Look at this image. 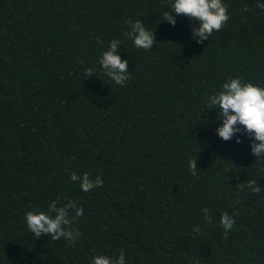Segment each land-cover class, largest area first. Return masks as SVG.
I'll return each mask as SVG.
<instances>
[{"label": "trees", "instance_id": "obj_1", "mask_svg": "<svg viewBox=\"0 0 264 264\" xmlns=\"http://www.w3.org/2000/svg\"><path fill=\"white\" fill-rule=\"evenodd\" d=\"M168 4L0 0V264H90L121 249L128 264H264V161L246 133L220 139L205 107L230 77L264 86V11L225 0L228 21L199 44V24L163 20ZM138 19L151 50L125 35ZM113 39L128 61L123 85L99 65ZM73 172L103 186L83 192ZM50 204L78 240L27 229L25 213Z\"/></svg>", "mask_w": 264, "mask_h": 264}, {"label": "clouds", "instance_id": "obj_2", "mask_svg": "<svg viewBox=\"0 0 264 264\" xmlns=\"http://www.w3.org/2000/svg\"><path fill=\"white\" fill-rule=\"evenodd\" d=\"M257 7L264 11V0H257ZM168 9L163 12V20L173 26L176 25V17L179 16L188 17L190 26L199 24L193 31V38L199 44H203L214 32L219 31L229 19L225 0H169ZM243 11L246 12L247 9ZM127 26L129 30L125 35L133 45L137 49L151 50L155 43L153 31L145 27L140 19L127 21ZM121 43L123 41L119 39L111 40L99 60L104 73L116 85H123L130 76L127 71L128 61L117 51ZM88 75H91V69L88 70ZM205 107L208 111L215 110L217 113L215 123L219 127L216 128V134L220 139L229 141L235 137L236 143L239 144L243 141L238 134L246 133L251 140V154L257 157L258 161H264L261 158L264 157V86L259 82L254 84L244 81L239 76L230 77L222 83L218 91L207 96ZM190 167L195 175L196 162L192 161ZM70 179L72 182H78L83 192L103 186V180L99 175L91 179L87 172L83 175L73 172ZM254 190L259 191L258 188ZM68 207H74V203H70ZM50 211H55V216L50 215ZM201 211L205 220L210 219L209 209L203 208ZM83 215V209H78L75 213L76 218ZM24 221L27 229L37 238L51 235L53 240H57L63 236L71 242L81 236L79 231L73 235L71 231L65 230L63 226L70 223L65 209H57L52 204L49 205V211L39 209L27 211ZM219 222L227 236L236 220L233 214L226 211L220 216ZM193 231L199 232L200 226H195ZM90 264H128V261L125 251L121 249L118 256H108L104 253L93 255Z\"/></svg>", "mask_w": 264, "mask_h": 264}]
</instances>
